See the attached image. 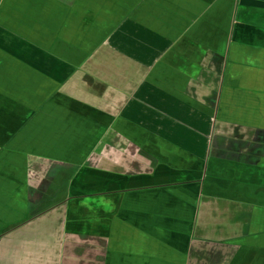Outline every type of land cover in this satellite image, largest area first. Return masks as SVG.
<instances>
[{
	"label": "crops",
	"instance_id": "obj_1",
	"mask_svg": "<svg viewBox=\"0 0 264 264\" xmlns=\"http://www.w3.org/2000/svg\"><path fill=\"white\" fill-rule=\"evenodd\" d=\"M0 264H264V0H0Z\"/></svg>",
	"mask_w": 264,
	"mask_h": 264
},
{
	"label": "rangeland",
	"instance_id": "obj_2",
	"mask_svg": "<svg viewBox=\"0 0 264 264\" xmlns=\"http://www.w3.org/2000/svg\"><path fill=\"white\" fill-rule=\"evenodd\" d=\"M153 78H155V80L159 81V74L154 73V77Z\"/></svg>",
	"mask_w": 264,
	"mask_h": 264
}]
</instances>
